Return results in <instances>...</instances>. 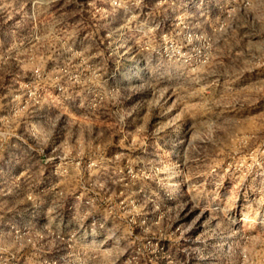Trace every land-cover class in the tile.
<instances>
[{"label": "rangeland", "instance_id": "obj_1", "mask_svg": "<svg viewBox=\"0 0 264 264\" xmlns=\"http://www.w3.org/2000/svg\"><path fill=\"white\" fill-rule=\"evenodd\" d=\"M0 264H264V0H0Z\"/></svg>", "mask_w": 264, "mask_h": 264}]
</instances>
